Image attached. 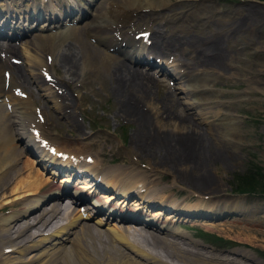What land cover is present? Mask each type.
Segmentation results:
<instances>
[{"label":"rangeland","instance_id":"rangeland-1","mask_svg":"<svg viewBox=\"0 0 264 264\" xmlns=\"http://www.w3.org/2000/svg\"><path fill=\"white\" fill-rule=\"evenodd\" d=\"M1 1L10 2L11 8L17 10L12 12L8 19L12 25L16 26L15 29L21 32V35L12 40L11 38L8 40L0 38V45L12 42L16 52L13 55H8V59L10 57L9 61L24 69L23 72L26 73V76L28 73L36 75L41 81L38 84L32 81L29 87L21 89V92L23 91L25 94H27L26 91H29L26 98L16 85H11V87L5 89L7 86L0 84V100L6 92L10 91L17 95V98L20 97L22 103L25 101L27 107H24V110L34 119L33 124L37 127L35 129L36 134L38 132L41 136L40 139L47 140L48 143L50 142L49 144H54L53 146H58L60 153H69L72 157L79 156L80 158H83L84 155L90 156V159L96 163L101 161L100 166L103 169L122 167L126 170L133 169L141 174L144 173L146 180L143 181V185H145L140 184L143 186L140 192H143L144 188L147 187H150V189L163 187L166 189L164 194L174 195L178 202L186 199L188 195L192 196L191 200H194L197 194H194L183 183L177 182L171 172L163 170L166 169L165 167H154L147 163L148 157L146 159V156L152 154L149 157L156 159L174 157V155L176 157L178 155L182 156L181 151L177 150L175 153L173 151V149H176L174 147L175 139L182 137L190 131L188 128L192 127L197 133L201 134L205 145L201 147L203 151L199 154L197 152L194 154L190 150L184 152V155L190 158L209 159L210 154L212 155L218 151L221 155L228 156L230 159L226 165L216 162L215 166H207L208 176L210 179L212 177L211 180H214V185L220 186L219 188L222 191L214 195L211 201H241L242 207L249 213L236 214L230 212L223 213V215L213 219L209 218L206 221L212 223V226H214L212 228H207L201 224L190 226L188 225L189 222H183L184 215H182L177 223L170 224L169 230L177 233V235L185 236L188 239V241H185L188 244L191 241L193 245H196L199 252H208L217 257L222 254L229 259H238L241 264H264V198L236 192L241 176L248 173L247 171L251 169V163L264 167V1L165 0V7L152 9L154 10L151 13L152 20L149 22L145 16L146 13L152 10H147L146 6L143 7L145 9L135 10L132 22L135 19H140L138 20L140 26H136L128 36L133 37L136 31L144 30L147 25L159 30L164 35L162 45L168 43V40L190 38L195 43L196 50L190 49V51L184 52L175 50L173 52L169 49L162 60L161 57L153 55L155 52L149 55L148 50L145 49L141 55L142 59H132L131 61L128 58H123L118 51L111 50L114 57L116 56L115 58L128 65L129 68L139 69L138 71L135 70L136 73H140L149 79L148 83L144 82L143 85V88L148 89V92H145L146 94L143 93L145 100H138V94H135L133 96L134 104L129 103L124 97L116 96L115 91L109 89L111 88V80H109L105 64L108 63V66H110L113 60L106 61L105 64L102 63L104 60H101L100 51L104 49V44L100 41L101 39L94 38L92 40L88 38L87 40L85 33L82 32H78V35L73 34L62 38L65 41L56 44L51 55H47L44 48L38 50L35 60H41L42 64L39 65H34V62L28 63L22 56V49H31L30 34L27 33L28 28L36 31V28L44 24L49 27L54 24L59 25L64 20L69 21L75 15L78 16L79 20L73 25L80 28L83 26V20L85 22L90 20V9H99L104 0H92L94 2L90 9H77L71 0H49L46 3L47 8H49L47 14L42 12L39 16H35V13H32V15H29L31 16L29 19L27 16L22 17L20 7L19 9L16 8L17 0H12V2L11 0ZM138 1L140 0H135L132 8L139 6L140 2ZM26 5H30V0L20 4L21 8ZM4 8L5 6L1 5L0 11H4ZM196 8H203L208 11L204 19L206 24L200 25L202 27H199L200 29L192 26L194 24L185 17L188 11ZM40 9L42 8L40 7ZM68 12L71 13L67 14ZM2 13L4 14L5 11L0 12V14ZM253 14L256 17L255 20L250 19ZM242 17L246 22H250L245 24L242 31L239 30L233 36L229 30ZM55 21L56 23H54ZM251 22L252 24H250ZM105 24L106 22L101 23V28H97L99 32L101 30L102 33H105L114 29L111 23H107L106 26ZM2 30L9 33L6 28ZM23 32L25 33L23 34ZM217 38L222 40L218 45L221 52H216L218 56L220 55L219 57L222 56V53L224 54L226 64L223 63L224 65L220 70L222 72L213 68L215 72L220 73L218 75L213 73L215 76L209 83L216 90L217 98L212 102H208L206 106H203L204 109L199 111L197 108L187 105L188 100L184 95L186 87H184L183 77L175 78L174 75L169 74L168 70L173 67L175 70H182L185 74L196 71L198 67L202 66V63H197L198 60L196 59L200 61L202 58L208 57L207 47L210 46L212 40L214 41ZM242 42L248 47L243 48L241 51ZM147 43L148 39L146 41L145 38L142 44L147 46ZM79 44L81 45L79 46ZM78 47L79 49H77ZM64 49L65 51H63ZM69 50H76V52L80 50L79 54L87 61L88 66H85L84 72L77 80L70 79L69 81V78L63 75V71L57 66V60ZM198 50L199 52H197ZM92 53H94L93 56ZM52 60H55L56 64L51 65ZM154 60L158 63L157 66H154ZM144 61L149 62L150 66L147 67ZM204 69L206 74L212 72V69L208 66ZM9 73L0 68V83L1 79L4 83H7L10 77ZM239 74L244 75V79L240 78ZM191 75L194 74L191 73ZM63 100L67 106L61 108V101ZM219 103L228 106V110L236 116L235 127L238 126L239 132L234 136H223V126L217 121L219 117L216 116L217 112L220 111L219 109H222ZM118 110L130 111L131 114L135 113L136 118L131 116L123 118ZM140 113L144 114L146 120L150 121L149 125H147V121L144 123L140 121L141 116L138 115ZM181 134L183 135L181 136ZM162 135L167 136L166 140L161 141ZM170 152H173L174 155L168 157ZM183 156L182 158H184ZM32 158H34V155L29 152L22 154L20 158L19 166H25L26 174L32 173L35 175L38 170L42 171L44 175L50 173L49 171L46 172L45 165H42L41 168L38 164L37 166L32 164L30 162ZM62 176H65V174L58 175V177H54V180L44 184V191H48V188L55 185L56 181L61 179ZM84 177L83 174H80L78 179L88 182L89 179H82ZM90 180L93 179L90 178ZM263 183H260V185ZM73 185H77L76 182L71 184V186ZM214 185L212 186L214 187ZM260 185L257 187L258 189H260ZM207 197L204 196L203 199L206 200ZM134 199L135 196L126 200L127 209L132 208L130 204ZM253 206H257V209L252 210ZM10 213L9 208L5 207L1 211L0 217ZM237 218L244 219V224L237 225ZM94 220L95 218L92 217V219L86 221L87 225L94 226L92 225ZM111 220H107V223ZM107 225L94 226V228L103 231L106 227H109ZM202 233L211 234L215 238L205 237ZM154 249L157 250L158 248ZM233 252L242 254V256L234 255ZM17 255L13 254V257H17ZM244 256L247 258H244ZM103 259L101 260L104 261L105 259ZM169 262L177 264L175 261Z\"/></svg>","mask_w":264,"mask_h":264},{"label":"bare ground","instance_id":"bare-ground-1","mask_svg":"<svg viewBox=\"0 0 264 264\" xmlns=\"http://www.w3.org/2000/svg\"><path fill=\"white\" fill-rule=\"evenodd\" d=\"M24 1L28 2L29 0H17L16 8L19 9L20 7V11L25 14L34 10L38 12L37 7H41L43 9L42 12L46 14L49 11V8L46 6L49 0H46L47 2H43L42 0H30L29 6L26 5L21 8L20 4ZM71 1L78 9H82L83 7L84 9H90L94 2H92V0ZM2 2H0V6H5L3 9L5 13L0 14V25L6 24V17L14 11L11 8L12 5H10V2ZM134 2L135 0H104L99 9H90V20L86 22L83 20V26L80 28L74 27L78 20L77 15L74 17L72 16L69 21H62L59 25L54 24L50 27H45L44 24L36 28V31L28 28L27 33L30 34L31 49H22V56L28 63L34 62V65L42 64L41 60H35L38 50L44 48L46 54L51 55L55 45L65 41L62 38L69 37L73 34L78 35V32L85 33L87 40L88 38L92 40L94 38L101 39L100 41L104 44V49L100 51L101 60H104V62H102L103 64H105L106 61L110 62L113 60L110 66H108V63L105 64L108 70L109 80H111V88L109 89H111V91L114 90L116 96L124 97L131 104H134L133 96L135 94H138V100H145L143 93L146 91L148 92V89L143 88V85L144 82L147 84L149 79L140 73L137 74L135 71L137 70L136 68H129L128 65L115 58L116 56L114 57V54L108 50L120 51V55L123 58H128L129 61H131L132 59H142V52L146 49L149 55L155 52L153 55L161 57L163 60V58H165L164 54H166L169 49L173 52L175 50L184 52L190 51V49L196 50V45L190 38H182V40L179 39L174 41L168 40V43L162 45L161 42L164 35H162L159 30H155L147 25L144 30L133 32V37L128 36L136 26H140V22L138 21L140 19H135V21L132 22V18H134L133 14L136 12L135 10L145 8H147V10H152L156 7L163 8L166 6L165 0H140L138 1L140 2V4H138L139 6L132 8ZM254 10L256 9L254 8ZM4 11L1 10L0 12ZM153 11L154 10L146 13L145 18H147L148 22L152 20L151 13ZM207 14L208 11L205 9L196 8L188 11L185 17L194 24L192 26L200 29L202 28L200 25L203 26L206 24L204 19ZM255 18L253 14L250 19L255 20ZM104 22H106V24L111 23L114 29L105 33H102L100 30V33L97 28L100 29L102 26L101 23ZM248 22L250 21L246 22L242 17L234 26H231L229 30L230 34L233 36L236 35L235 33H238L239 30L242 31L243 27ZM252 22L250 24H252ZM54 23H56V21ZM44 27L45 29H43ZM1 28L4 27L2 26ZM1 28L0 36L3 34ZM5 28H7V25H5ZM79 29H81V31H79ZM7 30H11L15 32L17 36H20V31L18 29H11L9 27ZM142 32L148 35L147 38L149 39V43L147 47L144 45L142 46V43H140L142 39L135 40L134 35ZM221 40L222 39L217 38L211 41L210 46L207 47L208 57H204L200 61L196 59L198 60L197 63H202V66L198 67L196 71L191 72L194 75H191V73L185 74L182 70H175L173 67H170L168 70L169 74L171 73L175 78L183 77L184 87H186L184 89V95L188 100L187 105L192 108L195 107L199 111L203 110V106H206L208 102H212L217 98L216 90L213 88V85L209 83L215 75L222 72L220 70L222 65H224L223 63H225L224 54L222 53V56L219 57L220 55L218 56L217 53L218 51L221 52L218 47ZM13 45L12 42L0 45V68L5 70V72H10V77L7 81V89L11 87V85H16L21 92V89L29 87L32 81L38 84L41 80L38 76L30 75L29 73L26 76V73L23 72L24 69L9 61L10 57L8 59V55H13L16 52V48ZM80 45L81 44H79V46ZM246 47L248 46L242 42L241 51ZM65 49L63 51H65ZM77 49H79V47ZM197 52H199V50ZM79 53L80 50L78 52H76V50H69L57 60L58 68L63 71V75L69 78V81L70 79L77 80L81 73L84 72L83 69H85V66H88L85 58ZM93 55L94 53H92V56ZM51 63V65H54L55 60H52ZM145 64L148 66V63ZM206 66L212 69L211 73L207 72L208 74H206L204 69ZM213 68L219 72H215ZM145 75H147V73H145ZM240 76V78L244 79V75ZM3 83V79H1L0 84L3 85ZM26 92L28 94L29 91ZM21 93H23V91ZM27 94L23 93L25 98ZM21 100L20 97L17 98V95L10 91L6 92L2 100H0V213L5 207H8L9 212H11L10 214L0 217V264H172L169 261H175L177 264H241L236 258L229 259L222 254L217 257L208 252H199L196 245H193L191 241H189V244L185 241H188L185 236L181 234L177 235V233L170 231L168 228L171 226V222L177 223L179 219L182 218V215H184V218H182L183 222H189L188 225L190 226L201 224L207 228H212L214 227L212 223L206 221L207 219L209 220V218L213 219L223 215V213L226 214L230 212L236 214H240L241 212L242 214L249 213V211L242 207L241 201H211L214 195L222 191L219 188L220 186L217 187L215 186L216 184L214 185L215 182L211 180L212 177L210 179L208 176L209 171L207 170V166H215L216 162L226 165L230 159L228 156L221 155L218 151L212 155L210 154L209 159H199L197 157L190 158L184 155V152L190 150L194 154L196 152L199 154L203 151L201 147L205 145V141L202 139L203 137L201 134L197 133L195 129L190 127L188 128L190 129L189 132L186 134L183 133L184 135L181 134V136L183 135L182 137L175 139L176 142L174 147L176 149H173V151L174 153L177 152V150L181 151L184 158L180 155L176 157L173 152L168 153V157L174 155V157L169 158L162 157L156 159L153 156V158H150L151 156L149 157V155L152 154L146 156V159L148 157L147 163H150L154 167H165L166 169L163 170L171 172L177 182L183 183L194 194H197L194 200H191L192 196L188 195L186 199L178 202L177 198H174V195L170 196L164 194L166 189L163 187H154V189L147 187L144 188L143 192H140V189L145 185H143V181L145 182L146 177L144 173L141 174L133 169L126 170L122 167L103 169V167L100 166L101 161L96 163L94 160L88 159L87 155H84L83 158L81 157L82 159L79 156H73L75 157L73 159L74 161L70 158L69 153L67 157L61 161L55 157L46 156L45 153L51 146L54 147L56 153L59 151V147L53 146L54 144L52 143L49 144V147L42 145L41 142L43 140L40 139L41 136H39V134H35V136L32 135L31 130H35L37 127L33 124L34 119L24 110V107H27L26 102L24 101V103H22ZM61 103V108L62 106H67L64 100L61 101ZM219 104L222 106V109H219L220 111L217 112L216 116L219 117L217 121L223 126V136H234L239 132L237 129L238 126L235 127L236 116L228 110V106H224L222 103ZM129 112L121 110L119 114L123 118H128L129 116L136 118L135 113L131 114ZM138 115L139 117L141 116V122L144 123L147 121V125H149L150 121L146 120L147 118L144 114L142 115L140 113ZM166 137L167 136L162 135L161 141L163 139L166 140ZM26 152H37L39 154V163L42 160L45 163L49 162V164H51L50 166L54 165L57 168L62 167L71 169L75 166H81L79 170L88 174L86 175L87 178H82L83 180L88 179V177H95L93 180L100 177L99 179L104 183L105 188L100 187V193H98L99 195H97L94 202L99 207L111 204L112 201H114V205H108V209H106L108 215L105 216L103 213L98 215L95 220L92 221V225L102 226L103 224H108L107 226L109 227L101 231L94 228V226L90 227L87 225L86 221L91 219L89 213L92 212L89 211L91 210L89 206H84V208L81 207V210L77 207L74 211L71 210V212L60 214L62 210L59 209L54 202L50 201L45 204V202L49 201L47 198L51 197L50 195L52 193L64 189L60 188L59 183H69L71 177L65 174V176H62L61 179L56 181L55 185L50 186L48 191H44V184L54 180L51 175H55L56 172L52 170L49 173L51 174L50 176L49 174L44 175L43 172L39 170L35 175L32 173L26 174V169H24L25 166H19L20 158L22 154ZM62 154H64V152ZM30 162L35 166L38 164L34 158L30 159ZM29 165L31 166V164ZM42 179L44 182H42ZM75 182L77 184V186L75 185L77 191L81 194L83 191L87 190L86 195H89L97 189V186H95L92 181L83 182L81 179H76ZM212 185H214V187ZM107 189H110V194L104 192ZM115 195L121 197L116 199L117 197ZM133 195H135V199L131 201L130 206H132V208L127 209L126 200L133 197ZM204 196H208V199L204 200ZM65 203H68V201ZM144 204H150L152 205L151 208H156L152 210L153 212L149 214L148 218L141 219L143 218V216H141L142 211L140 213L136 211L142 206L145 208ZM167 205L169 206L168 209H170L169 212L166 210L167 208L165 209ZM255 209H257V206H253L252 210ZM82 210H88L87 214L83 215L81 212ZM111 215L115 217L116 221L113 220V222L107 223V220L111 219ZM188 216L193 219H190ZM160 220H162V222ZM243 220L242 218H237L236 222L238 223L236 224H244ZM66 244L70 246H65ZM154 248L158 249L155 250ZM13 254H18L19 256L13 257ZM232 254L242 256V254L236 252ZM244 258L247 257L244 256Z\"/></svg>","mask_w":264,"mask_h":264},{"label":"trees","instance_id":"trees-1","mask_svg":"<svg viewBox=\"0 0 264 264\" xmlns=\"http://www.w3.org/2000/svg\"><path fill=\"white\" fill-rule=\"evenodd\" d=\"M264 1V0H259ZM250 170L247 171L248 173L243 174L241 176V185L239 183L238 187H236V192L239 194H246V195H254L258 197L264 198V167H260L256 164H250ZM260 183H263L260 185ZM260 185V189L257 187ZM212 238L214 236H211ZM215 238V237H214ZM218 240V239H216Z\"/></svg>","mask_w":264,"mask_h":264}]
</instances>
